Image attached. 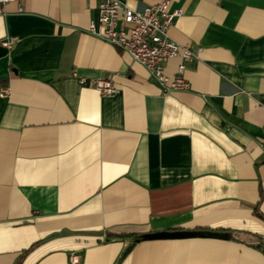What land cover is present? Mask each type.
I'll return each mask as SVG.
<instances>
[{
    "label": "crops",
    "instance_id": "crops-1",
    "mask_svg": "<svg viewBox=\"0 0 264 264\" xmlns=\"http://www.w3.org/2000/svg\"><path fill=\"white\" fill-rule=\"evenodd\" d=\"M98 1L0 16V264H264V0H172L170 37L200 50L166 93L88 32ZM173 230L195 234L143 238Z\"/></svg>",
    "mask_w": 264,
    "mask_h": 264
},
{
    "label": "built area",
    "instance_id": "built-area-1",
    "mask_svg": "<svg viewBox=\"0 0 264 264\" xmlns=\"http://www.w3.org/2000/svg\"><path fill=\"white\" fill-rule=\"evenodd\" d=\"M172 0H158L142 8H132L121 0H99L96 21L89 23L88 32L128 53L133 60L145 67L157 81L163 93L173 90H186L189 86L183 77L184 61L192 58L200 50L193 51L187 45H181L169 35V29L179 10H170ZM8 2H17V10L22 7L18 0H0V16L5 13L4 6ZM15 37L0 40L4 47H11ZM178 57L180 63L174 77L164 74V63L167 59ZM80 83L88 82L101 95H112L118 89L110 79L103 77L77 76ZM8 93L4 89L0 94ZM70 264H82L79 252L68 254Z\"/></svg>",
    "mask_w": 264,
    "mask_h": 264
},
{
    "label": "water",
    "instance_id": "water-1",
    "mask_svg": "<svg viewBox=\"0 0 264 264\" xmlns=\"http://www.w3.org/2000/svg\"><path fill=\"white\" fill-rule=\"evenodd\" d=\"M192 234H195V232L184 231V230L158 231L153 233H147L143 235V238L145 239L175 238V237H186Z\"/></svg>",
    "mask_w": 264,
    "mask_h": 264
},
{
    "label": "trees",
    "instance_id": "trees-1",
    "mask_svg": "<svg viewBox=\"0 0 264 264\" xmlns=\"http://www.w3.org/2000/svg\"><path fill=\"white\" fill-rule=\"evenodd\" d=\"M141 238V236H136L135 239ZM255 246L260 249L264 253V243L262 241H258ZM26 252V251H24ZM17 264V263H16Z\"/></svg>",
    "mask_w": 264,
    "mask_h": 264
}]
</instances>
